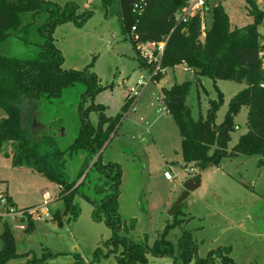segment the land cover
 Listing matches in <instances>:
<instances>
[{
    "label": "rangeland",
    "instance_id": "1",
    "mask_svg": "<svg viewBox=\"0 0 264 264\" xmlns=\"http://www.w3.org/2000/svg\"><path fill=\"white\" fill-rule=\"evenodd\" d=\"M65 1L58 0L57 4H64ZM255 1L264 10L263 0ZM73 2L81 4L82 0ZM97 4L102 6V0L100 4L94 2L91 8L79 7L78 13L91 10L92 16L81 27L70 22L56 26L53 40L64 58V69L82 70L89 66L98 76L103 89L95 95L93 103L103 106L106 117H114L121 112L129 95L128 89L134 87L138 80L147 83L133 105L123 113L116 134L111 135L107 146L101 150L104 164L114 160L120 167V218L125 222L134 219V239L139 240L146 235L149 245L167 223H172L174 219L181 221L167 235V239L175 247V264H180L176 242L184 229L192 232L198 257H204L209 250L218 246H231L230 256L235 264H264V168L257 165L259 157L239 156L223 160L216 168L188 172L189 166H185L183 161L178 128L161 101L162 88L190 82L186 104L192 118L197 120L199 116H205L208 101L217 98L213 81L197 76L184 64L167 68L158 79H150L149 68L140 64L129 34L122 29L120 20L115 15L119 3L108 0L105 3L106 16L104 11L95 7ZM219 4L228 14L232 28L252 22L243 0H207L201 11L202 29L211 28L213 9ZM258 32L264 37V17L258 26ZM3 50L20 57L31 54L28 48L14 39ZM261 65L264 68V53ZM216 86L224 95V104L216 114L215 123L219 124L224 118L227 103L245 85L218 80ZM84 90V85L77 83L65 89L61 98L43 100L36 116H33L31 109L25 110L28 131L36 136V128L43 127L44 133L54 134L58 146L65 150L79 130L78 105ZM88 104L90 102L85 106ZM3 117L5 112L0 109V119ZM89 120L95 126L97 114L91 112ZM234 124L237 129L231 133L228 149L246 132L245 108L234 118ZM83 154L79 150L66 153L63 157L67 180L69 183L75 182V187L84 177L77 178L83 167ZM12 155V144L5 142L0 148V191L4 190L18 208L38 205L42 202L43 194L49 193L52 197L49 205L52 219L35 222L34 230L28 233L24 231L27 221L15 224L10 218H0V234L6 222L20 255L6 264H27L32 254L40 256L45 250L65 254L50 261L51 264H70L73 259L69 253H78L83 262L89 264L94 251L99 249L105 253L103 243L110 238L111 231L103 219L93 217L92 206L76 196V215H63L64 205L58 198L62 187L26 167H12ZM95 158L84 172L89 171L92 181L91 185L87 181L85 184V193L90 198L101 196L93 192V185L99 177L91 172ZM165 172L171 175V179L165 178ZM192 174L200 175V185L185 195L184 183ZM102 182L105 184V181ZM177 209L181 211L174 218L173 211ZM57 212L60 214V222L54 220ZM1 245L0 239V248ZM173 262L168 257L148 256L147 264ZM218 263L217 261L216 264ZM98 264H116V261L111 255ZM189 264H194V260Z\"/></svg>",
    "mask_w": 264,
    "mask_h": 264
},
{
    "label": "trees",
    "instance_id": "2",
    "mask_svg": "<svg viewBox=\"0 0 264 264\" xmlns=\"http://www.w3.org/2000/svg\"><path fill=\"white\" fill-rule=\"evenodd\" d=\"M187 1L140 0L133 13L135 29L129 35L138 55L133 35H137L139 41L143 42L166 40L161 59L162 68L185 64L197 76L213 81L217 98L208 101L205 116H199L197 120L192 118L186 104L190 82L161 89L164 108L173 118L180 134L185 166L200 172L218 167L225 159L258 156L257 165L264 168V68L261 65L264 37L258 32L264 10L259 8L255 0H243L252 22L232 28L228 14L219 4L213 9L211 28L205 30L202 37L201 11L195 12L186 23L175 20L176 14ZM106 2L108 0H102L105 16ZM78 11L79 6L74 2L59 5L51 0H0V109L5 112V117L0 119V148L5 142L11 143L12 167H26L62 187L58 198L64 205L63 215H76L77 204L74 198L78 196L92 206L94 218L104 220L111 231L110 238L103 243L106 252L102 253L99 249L94 251L89 264H98L111 255L116 264H147L148 256L172 258L175 264V247L167 235L181 221L174 219L172 223H167L151 245L146 235L139 240L134 239L136 221L130 219L125 222L119 213L120 167L115 162L104 164L102 152L98 155L107 146L111 135L116 134L123 113L127 112L135 99L127 97L121 112L114 117H106L103 106L93 103L95 95L103 89L98 76L89 66L82 70L62 67L64 58L54 44L53 32L56 26L68 22L81 27L93 14L91 10ZM115 15L122 25L119 8ZM13 39L28 48L31 54L20 57L5 52V45ZM138 60L149 71L152 69L140 56ZM161 75L154 76L152 80ZM217 80L245 85L230 99L219 124L215 123L216 114L224 104V97L216 86ZM77 83L84 85L85 90L78 105L80 126L72 143L62 150L54 134L44 133L43 127H37V135L33 136L25 124V110L31 109L33 116H36L43 100L59 99L65 89ZM88 102L90 104L85 106ZM242 108L247 109L246 132L228 149L231 133L236 127L234 118ZM91 112L97 114L95 126L89 120ZM79 150L85 153V165L96 157L91 172L99 175L97 183L93 185V192L101 195L97 198H90L85 193L86 181L92 184L89 171L84 174L85 167L78 174L77 178L84 175L78 186L75 187V182L69 183L67 180L63 157L66 153ZM180 211H174L173 217ZM59 216L57 212L54 220L60 222ZM33 225L34 222L28 219L24 231L32 232ZM0 239V264L20 257L13 233L6 222ZM176 252L180 264H189L192 259L194 264H216L217 261L218 264H235L230 256L231 246H218L209 250L204 257H198L193 234L185 229L177 239ZM69 254L73 259L70 264H85L78 253ZM60 255L45 250L40 256L32 254L27 264H51L50 261Z\"/></svg>",
    "mask_w": 264,
    "mask_h": 264
},
{
    "label": "built area",
    "instance_id": "3",
    "mask_svg": "<svg viewBox=\"0 0 264 264\" xmlns=\"http://www.w3.org/2000/svg\"><path fill=\"white\" fill-rule=\"evenodd\" d=\"M207 0H188L186 5L178 11L175 20L178 23H186L189 18L197 11H202L205 8ZM138 3L133 8V13L136 12ZM203 18L201 21L202 35L204 36L205 29H202ZM134 26L131 29V33L134 31ZM133 39L136 41V48L139 56L147 64L152 66L149 71L150 79L158 74H164L165 70L161 67V59L166 46V40L161 42H143L139 41L137 35H133ZM185 65V64H184ZM147 83L142 80H138L134 87L128 89L129 98L136 99L139 96L141 90ZM237 129V127H235ZM188 172H193L192 169H187ZM166 179H171V175L168 172L164 173ZM60 188V187H59ZM52 202V197L49 193L45 192L42 197V202L38 205L18 208L15 206L7 193L4 190L0 191V218L12 219L15 224L20 221H27L28 219L33 222H43L52 219V214L49 209V205Z\"/></svg>",
    "mask_w": 264,
    "mask_h": 264
},
{
    "label": "water",
    "instance_id": "4",
    "mask_svg": "<svg viewBox=\"0 0 264 264\" xmlns=\"http://www.w3.org/2000/svg\"><path fill=\"white\" fill-rule=\"evenodd\" d=\"M139 1L140 0H118L119 9L121 13L122 26L126 34L129 35L131 34V29L134 24L133 8ZM100 153L101 151L98 153V155H100ZM86 167L89 168L88 165ZM199 185H200V175L196 174L195 176L191 177L184 183V189L186 191L185 195L188 192L194 191L196 188L199 187Z\"/></svg>",
    "mask_w": 264,
    "mask_h": 264
},
{
    "label": "crops",
    "instance_id": "5",
    "mask_svg": "<svg viewBox=\"0 0 264 264\" xmlns=\"http://www.w3.org/2000/svg\"><path fill=\"white\" fill-rule=\"evenodd\" d=\"M51 1H54V2H56V3H59L58 2V0H51ZM65 1V0H64ZM100 1L101 0H82V3L81 4H77L81 9H83V8H91V5L94 3V2H99V4H100ZM67 2H73V0H66L65 2H64V4L65 3H67ZM75 3V2H74ZM60 5V4H59ZM61 5H63V4H61ZM96 8H98L99 10H101V11H103V9H102V6H101V4L98 6V4L95 6ZM230 19V18H229ZM218 81V80H217ZM239 92V91H238ZM223 94V93H222ZM236 94V93H235ZM235 94H233V96L235 95ZM224 96V95H223ZM232 96V97H233ZM161 101H162V98H161ZM227 105H228V103H227ZM246 109V108H245ZM246 114H247V109H246ZM237 127V126H236ZM84 158H85V153L82 155V162H81V166H83V167H85L86 169H88L86 166L87 165H85V163H83V161H84ZM238 158V157H237ZM236 159V158H235ZM113 162H115L114 160H112ZM196 174H192V176H190L188 179H190L191 177H193V176H195ZM187 179V180H188ZM186 180V181H187ZM9 198H10V196H9ZM10 200H11V198H10ZM11 202L14 204V202L11 200ZM61 202V201H60ZM231 204H232V202L230 203V205L229 206H231ZM15 206H17L16 204H14ZM18 207V206H17ZM31 207V206H30ZM23 208H27V207H23ZM35 223V222H34ZM264 250V249H263ZM52 252V251H51ZM52 253H64V252H52ZM62 255V254H61ZM60 255V256H61ZM58 257H56L55 259H54V261L57 259Z\"/></svg>",
    "mask_w": 264,
    "mask_h": 264
}]
</instances>
